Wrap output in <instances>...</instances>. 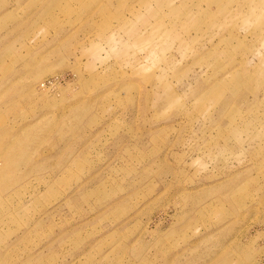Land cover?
Listing matches in <instances>:
<instances>
[{
	"label": "rangeland",
	"instance_id": "1",
	"mask_svg": "<svg viewBox=\"0 0 264 264\" xmlns=\"http://www.w3.org/2000/svg\"><path fill=\"white\" fill-rule=\"evenodd\" d=\"M0 264H264V0H0Z\"/></svg>",
	"mask_w": 264,
	"mask_h": 264
}]
</instances>
